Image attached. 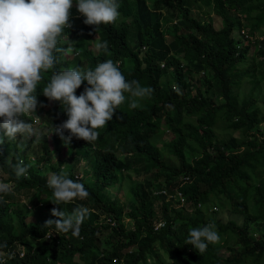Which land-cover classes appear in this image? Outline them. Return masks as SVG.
Here are the masks:
<instances>
[{"label":"trees","instance_id":"1","mask_svg":"<svg viewBox=\"0 0 264 264\" xmlns=\"http://www.w3.org/2000/svg\"><path fill=\"white\" fill-rule=\"evenodd\" d=\"M191 1L198 0H118L119 18L98 28L84 23L77 5L71 8L77 23L70 18L72 27L63 32L58 47L65 51L56 53L54 70L72 63L94 69L115 59L127 80H138L154 92L138 98L140 107L135 109L126 99L97 130L96 141L73 137L66 145L53 131L68 115L60 101L43 94L53 70L43 74L37 97L44 106L38 105L36 113L43 131L35 136L44 142V158L48 135L68 153L65 162L57 158L39 165L28 149L35 136L13 141L1 133L0 182H10L12 191L0 194V264H145L149 255L155 264H264V94L260 107L255 92L264 82V0H208L221 18L219 27L203 22ZM164 8L170 13H163ZM95 33L98 43L108 44L107 50L91 49ZM69 49L77 54L75 59ZM245 82L250 86L243 92ZM88 86L85 81L76 94ZM222 120L226 136L214 130ZM159 130L170 133L162 146L151 139ZM20 159L31 167L27 177L17 179L14 165ZM81 159L91 172L83 177L74 168ZM46 163L51 175L63 169L90 193L73 201L90 212L78 237L44 226L49 219H60L52 208L73 211L51 201ZM125 167L133 170L135 180L125 174L132 200L123 203L107 188L119 182ZM173 187L182 192V203L179 196L162 191ZM32 189L34 197L24 201L23 193ZM153 197L160 201L158 208ZM46 206L49 216L27 220L33 209ZM213 207L230 210L240 220L207 216ZM209 223L215 224L220 241L201 254L186 242L190 229Z\"/></svg>","mask_w":264,"mask_h":264},{"label":"clouds","instance_id":"2","mask_svg":"<svg viewBox=\"0 0 264 264\" xmlns=\"http://www.w3.org/2000/svg\"><path fill=\"white\" fill-rule=\"evenodd\" d=\"M72 7L73 0H0V132L9 140H16L18 134L37 135L35 122L22 117L37 113L38 105L44 106L38 100L37 86L49 70L53 72L43 94L50 101H60L67 112L68 119L55 125L53 131L66 145L73 137L88 143L96 141L97 130L113 119L126 99L135 109L140 107L138 98L149 97L154 92L152 87L142 86L138 80H127L119 65L111 59L94 69L78 66L54 70L58 62L56 53L65 51L58 47L63 32L72 27ZM77 8L85 17L84 23L97 28L101 24L115 23L120 16L118 0H77ZM96 47L107 50L108 44L98 43ZM85 81L89 86L78 96L76 90ZM174 90L179 91L175 86ZM125 93L129 95L126 97ZM66 130L67 136L64 135ZM0 144H3L2 139ZM30 167L20 159L14 165L16 178L27 177ZM47 184L53 190L51 201L57 205L83 200L90 195L83 183L68 178L63 169L59 174L50 175ZM11 191V184L0 182V194ZM51 212L60 219H49L44 226L54 225L53 232H71L76 237L80 235L83 221L90 215L89 209L82 205L75 207L71 214L55 207ZM219 241L215 224L209 223L190 229L186 244L202 254L209 244Z\"/></svg>","mask_w":264,"mask_h":264},{"label":"rangeland","instance_id":"3","mask_svg":"<svg viewBox=\"0 0 264 264\" xmlns=\"http://www.w3.org/2000/svg\"><path fill=\"white\" fill-rule=\"evenodd\" d=\"M76 5H77V0H73V6H76ZM190 6L192 7V9L196 13H198L199 15L204 17L203 22L210 21L211 23H213V25L215 27H219L221 25V18L212 11L211 4L209 3L208 0L191 1ZM70 11H71V16H70L71 22L73 24H76L78 17L72 15L73 14L72 12H74L72 9H70ZM163 13H170V9L164 8ZM127 18L131 23L134 22V19L131 15L127 16ZM129 43L132 44L133 43L132 40H130ZM97 44H98V34L95 33L93 35L91 41H90V47L93 51L97 50V47H96ZM67 53L73 59H75L77 57V54H74V52L71 49H70V51L67 50ZM124 59H125L124 63L126 65H129L130 63L127 60V58H124ZM112 61L115 63V59H113ZM82 64L83 65L86 64L85 58H82ZM70 67L75 68L78 66H76V64L72 63ZM249 86H250V83L245 82L243 84V87L241 90L243 92H245L248 90ZM255 92L258 94V100H257L258 104L260 105V107H263V103H262L261 99H262V96L264 94V82L260 83L259 87L256 89ZM37 109H38V107H37ZM25 120L35 122L34 127L36 128L37 133H40L41 131H43V129H42L43 122L41 123V120L36 115V113L31 114L29 117L27 116V118H25ZM225 123L226 122L222 120V121H219L217 125H215L214 130L217 133V135H219V136H226L227 135V130L225 128H221L225 125ZM158 125L160 128H162V125L159 121H158ZM1 133L2 132H0V135H1ZM162 133L163 132L161 130H159L156 132V134L152 135V137H151L152 141L156 142L159 146H162L164 140L168 139V137H170V133L168 131H165L163 134ZM232 134L237 135L238 132L234 131ZM26 136H27V134L22 135V136L18 134L16 140H22ZM46 138H47L46 144L49 147V151L46 152V156L50 159L44 158V156H45V154L43 153L44 152V149H43L44 142L42 139L37 138V136H35L28 143L29 153H31L30 155L35 156V161L39 165H41L45 161H48V163L50 161H56L57 158H60V159L64 160V162H65V158H66L67 153H68L67 147L62 142H59L58 145H54L53 144V138H51V136H49V135L46 136ZM17 144H19V143H17ZM18 149L19 150L21 149L20 145L18 146ZM186 158H189V157L186 156ZM48 163H46L43 166L44 170L43 169L42 170L46 174H48V176H50L51 170H48V168L46 167ZM74 168H75V170H77L79 177H81V176L83 177L84 174H87V175L91 174V172L89 170L90 167L86 163L85 159H81L80 161L75 162ZM126 173H130L131 174L130 177L135 180V177L132 176V175H134L133 170L131 168L125 167V169H123L122 172L120 173L119 182L112 184V185H110L109 188H107V191L109 192V194H111L112 196L113 195L117 196L121 200V202H123V203H126V202L132 200L131 195L129 194V191H128V180H129V178L125 176ZM150 175L151 174H147V176H150ZM0 176H3L2 172H0ZM4 183L10 184V182H8V181H5ZM177 190H178V188L173 187L172 190H170V191L165 190V192H163V193H165L168 197H178V194L176 192ZM33 193H35L34 189H32L30 192L23 193L22 199L25 201V200H29L30 197L33 198L34 197ZM41 196H44V195H41ZM180 201L182 203L184 200H180ZM152 202L156 208L159 207L160 201L158 199L153 197ZM77 206L78 205L75 202L65 204V207L67 210H73ZM50 214H51L50 209L47 208V206L46 207H39L37 209H33V211L28 213L27 220L36 221L41 216H44V215L49 216ZM206 215L211 216V217H215L216 219H218L220 221H226L232 217H235V218L240 220V217L237 214L231 212L230 210L220 209V208H216V207L209 209L207 211ZM223 252H224V254L228 253V251L226 249L223 250ZM1 254H2V251H0V255ZM74 259L80 263L83 262L82 259L80 257H78L77 255H75ZM58 264H61V263H58ZM145 264H155V261L151 255H149L147 257ZM168 264H171V263H168Z\"/></svg>","mask_w":264,"mask_h":264},{"label":"built area","instance_id":"4","mask_svg":"<svg viewBox=\"0 0 264 264\" xmlns=\"http://www.w3.org/2000/svg\"><path fill=\"white\" fill-rule=\"evenodd\" d=\"M241 32H243V29H241ZM142 48H144V46H143ZM160 64H161V66H163L164 63L161 62ZM162 191L165 192V190H162ZM176 192H177L179 198H180L181 200H183V194H182V192H181L180 190H177ZM47 235H48V234H47Z\"/></svg>","mask_w":264,"mask_h":264}]
</instances>
